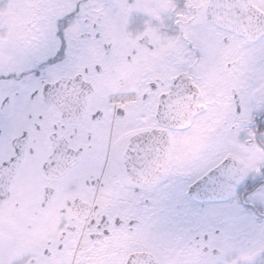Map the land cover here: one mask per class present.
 Masks as SVG:
<instances>
[{
    "label": "snow or ice",
    "instance_id": "6c2138e0",
    "mask_svg": "<svg viewBox=\"0 0 264 264\" xmlns=\"http://www.w3.org/2000/svg\"><path fill=\"white\" fill-rule=\"evenodd\" d=\"M0 264H264V0H0Z\"/></svg>",
    "mask_w": 264,
    "mask_h": 264
}]
</instances>
